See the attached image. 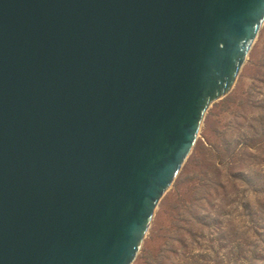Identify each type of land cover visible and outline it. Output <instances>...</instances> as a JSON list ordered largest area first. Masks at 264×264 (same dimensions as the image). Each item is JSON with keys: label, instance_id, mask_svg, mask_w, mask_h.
<instances>
[{"label": "water", "instance_id": "obj_1", "mask_svg": "<svg viewBox=\"0 0 264 264\" xmlns=\"http://www.w3.org/2000/svg\"><path fill=\"white\" fill-rule=\"evenodd\" d=\"M263 24L264 0H0V264H132Z\"/></svg>", "mask_w": 264, "mask_h": 264}, {"label": "rangeland", "instance_id": "obj_2", "mask_svg": "<svg viewBox=\"0 0 264 264\" xmlns=\"http://www.w3.org/2000/svg\"><path fill=\"white\" fill-rule=\"evenodd\" d=\"M246 140L250 146L242 145ZM208 149H219L218 152L226 159L228 169L249 170L252 167L255 172L264 171V24L233 89L208 109L194 149L174 184L161 199L142 247L132 264H192L186 262L185 257L196 252L207 253L204 258L214 264H264V220L261 221L260 212L253 217L247 214L258 198L264 200V192L255 193L253 188L242 191L240 182H236L234 187L230 183L233 181H229L226 176L225 166L212 169L217 158ZM254 181L263 183V180L255 176L252 177V182ZM233 195L234 198L248 201L251 207L246 210L235 208L236 202H228ZM193 199L196 200L199 213L213 212L220 206L230 214L224 223H215L220 229L221 237L217 235L214 238L208 234L210 228L217 229L214 225L204 226L203 232L195 235L177 226L176 236L183 240L172 237L181 204ZM250 218L258 227L259 233L248 231L250 245L237 253L239 243H245L240 241L241 238L232 240L233 235L230 233L222 235L221 230L229 224L236 226L239 221L241 224L244 221L246 225L253 224L249 221ZM195 228L197 232V229H201L199 225H195ZM234 235L240 237L237 230ZM169 240L171 241L167 242ZM184 241L187 245L183 247Z\"/></svg>", "mask_w": 264, "mask_h": 264}, {"label": "trees", "instance_id": "obj_3", "mask_svg": "<svg viewBox=\"0 0 264 264\" xmlns=\"http://www.w3.org/2000/svg\"><path fill=\"white\" fill-rule=\"evenodd\" d=\"M242 145H247L250 146L248 144V141H243ZM209 152L216 157V161L213 162L212 165V169H219V167H221L222 165L225 166L226 168V176L228 178L229 181H233L230 182L234 187H236V182H240L241 186L240 189L242 188V191H246L249 189H252L255 193H258L257 191H261L264 192V171H258L255 172V170L250 167L249 170L245 169V170H231L228 169L229 167L226 165L225 163V158L222 157V155L218 152L219 149H208ZM236 151V149H234ZM232 152V151H231ZM230 152V153H231ZM232 154V153H231ZM228 169V170H227ZM261 174H263V177L261 176ZM251 176V177H250ZM256 177L259 180H263V183L260 182H252V177ZM197 190L199 189V187L196 188ZM196 191V190H195ZM237 191H239V189H237ZM235 195V194H234ZM234 195L232 197H229V203H234L236 202L235 208L239 207V208H243V210H246L247 208L251 207V204L248 201H243L241 198H234ZM255 205L257 207H255ZM180 213L179 216L175 219V224H176V228L173 227V234L171 233L172 237L175 238L176 240H183L182 238H179L176 236V233L178 231L177 226L180 229L185 230L187 233H191L193 235H195V233H200L203 232V227L204 226H216L215 223L220 224V223H224V220L227 217H230V214L228 212H225L223 207L217 206V208L215 209V211L213 212H205V214L199 213L198 212V207H197V203L196 200H191L181 204L180 207ZM260 212V219H262L261 221L264 220V200L262 199H257L256 203L250 208V210L248 211V215H251L252 217L256 214ZM255 218V217H254ZM252 218L249 219L250 222L253 223V221L251 220ZM257 219V218H256ZM240 224V225H239ZM195 225H199L201 229H197V231H195ZM243 227V228H242ZM247 227V228H246ZM216 230L213 229H209L208 230V234L211 235V237L215 236H220V229L216 226ZM231 229H236L237 232L239 233L240 237H236L234 234L236 232L235 231H230ZM243 229H247V230H243ZM248 231L252 232L253 234H258L259 233V229L258 227L253 223H248V225H246V221H244V223H240V221L237 223L236 226H234L233 224H229L227 226V228L221 230V234L222 235H226L227 233H230L231 235H233L232 240H241L242 242H244L245 244H241L239 243L240 247L238 248L237 253H239L241 250V248H246L247 245H250V239ZM204 237V235L202 236ZM184 240H186L184 238ZM192 240V239H191ZM171 240L167 241L170 242ZM194 240H192L193 242ZM187 244H185V241L183 243V247L186 246ZM198 246H201L198 245ZM238 246V245H237ZM193 248V247H192ZM207 255V253H203V252H196V253H192L191 255L188 254L186 258V262L192 263V264H214V262L211 263V261H208L207 259L204 258V256ZM256 256V254L254 255ZM191 259V260H190ZM214 259H212L213 261ZM185 262V263H186ZM178 264H182V263H178Z\"/></svg>", "mask_w": 264, "mask_h": 264}]
</instances>
